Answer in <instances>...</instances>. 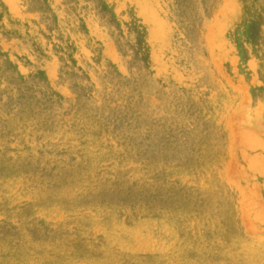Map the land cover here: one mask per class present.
<instances>
[{
  "label": "rangeland",
  "instance_id": "1",
  "mask_svg": "<svg viewBox=\"0 0 264 264\" xmlns=\"http://www.w3.org/2000/svg\"><path fill=\"white\" fill-rule=\"evenodd\" d=\"M0 264H264V0H0Z\"/></svg>",
  "mask_w": 264,
  "mask_h": 264
},
{
  "label": "bare ground",
  "instance_id": "2",
  "mask_svg": "<svg viewBox=\"0 0 264 264\" xmlns=\"http://www.w3.org/2000/svg\"><path fill=\"white\" fill-rule=\"evenodd\" d=\"M245 172V171H244Z\"/></svg>",
  "mask_w": 264,
  "mask_h": 264
}]
</instances>
